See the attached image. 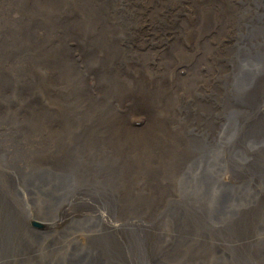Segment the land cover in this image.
<instances>
[{"label":"bare ground","instance_id":"bare-ground-1","mask_svg":"<svg viewBox=\"0 0 264 264\" xmlns=\"http://www.w3.org/2000/svg\"><path fill=\"white\" fill-rule=\"evenodd\" d=\"M0 264H264V0H0Z\"/></svg>","mask_w":264,"mask_h":264},{"label":"rangeland","instance_id":"rangeland-1","mask_svg":"<svg viewBox=\"0 0 264 264\" xmlns=\"http://www.w3.org/2000/svg\"><path fill=\"white\" fill-rule=\"evenodd\" d=\"M257 176H259L257 179L260 180V175H257ZM32 225H33V223H32ZM36 228H39V227L37 226Z\"/></svg>","mask_w":264,"mask_h":264},{"label":"water","instance_id":"water-1","mask_svg":"<svg viewBox=\"0 0 264 264\" xmlns=\"http://www.w3.org/2000/svg\"><path fill=\"white\" fill-rule=\"evenodd\" d=\"M40 226H41V223H40Z\"/></svg>","mask_w":264,"mask_h":264}]
</instances>
